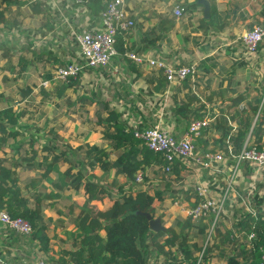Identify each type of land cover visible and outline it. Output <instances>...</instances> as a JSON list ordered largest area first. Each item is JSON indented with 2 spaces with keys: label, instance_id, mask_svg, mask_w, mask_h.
<instances>
[{
  "label": "trees",
  "instance_id": "16d2710c",
  "mask_svg": "<svg viewBox=\"0 0 264 264\" xmlns=\"http://www.w3.org/2000/svg\"><path fill=\"white\" fill-rule=\"evenodd\" d=\"M15 1L18 0H0V24L5 22L11 25L6 11ZM25 2L29 3L34 14H42L46 18L36 32L45 36L48 32L56 33L57 18L64 15L62 10V13L57 10L55 16L50 11L51 5L44 3L42 7L41 2L37 0ZM68 4V13L78 7L90 10L92 16L89 22L94 24L93 17L97 20L101 17L105 0H71ZM178 5L184 6L185 13L192 14L200 4L192 0L179 1ZM211 6L210 17L205 18L202 15L198 22L206 27V31L216 32L221 28V13L215 2L211 3ZM12 18V23H15L14 17ZM159 23L172 25L174 20L160 15ZM66 24L69 26L68 22ZM127 34L128 31L125 30L116 33L117 55L127 61L126 64L132 71L139 74L141 64L126 55L127 51L134 50L126 42ZM163 35L157 26H152L143 32L142 39L155 41ZM261 45L264 47V42L257 50ZM2 48L3 55L12 59L14 54L10 51L11 48L0 40L1 53ZM136 51L141 52L139 49ZM34 52L38 57L44 56V50ZM49 54L52 55L50 57L57 58V55L50 52ZM19 57L24 67L29 60L23 55H18ZM207 58H203L180 82L170 84L163 69L155 67L146 77V82L153 99L156 94L170 93L171 104L166 109L164 107V111L169 110L187 127L194 119L206 116L212 118L209 125L203 128L202 135L197 137L195 149L200 152H222L225 163L222 164L220 172L229 176L247 142L264 148V86L263 92L258 88L259 91L253 96L230 86L226 89L227 93H230L227 98L220 89L209 88V93L203 92L200 90V78L207 75L210 67ZM68 62L63 59L62 64ZM51 75L53 76L50 71L46 74L48 77ZM79 75L70 76L68 81H63L58 87L57 95L62 96ZM34 91L33 84H26L19 90V104L9 101L0 106V151L3 153L0 154V209H6L12 216L28 219L34 229L28 234L29 239L37 240L41 249L48 254L52 245L47 221L53 222L54 219L46 216L45 208L55 206L65 190L73 189L78 192L80 188H84L86 200L81 205L74 201L69 206L71 210L79 208L75 215V228L73 231H67L71 237L69 245H60L55 254H48L50 259L59 264H153L154 258H162V264H211L217 254L224 257L223 264L259 262L264 251V216L258 211H245L243 207L238 206L239 201L236 208L230 203L233 209L222 211L215 222L213 213L195 220L179 214L173 224L164 223L165 227L157 231L151 228L146 213L156 216L154 201L156 198L163 199V191L154 184L150 173L155 172L160 179L169 175L173 176L169 178L179 179L187 167L182 158L176 157L171 171L168 172V160L164 153L151 149L145 139L136 134V131L160 121L162 114H143L139 109L142 107L138 104L136 106L139 107L132 112L139 114L125 118L122 109L125 106L115 108L106 103V107H109L107 113H99L97 123L103 128V137L116 152L115 157L111 156L112 150L109 146L90 142L76 149L56 146L53 142L44 143L40 147L31 143L30 149H23L24 140L14 146L10 143V138L16 141L24 134L20 121L28 114L27 101ZM86 98L81 96L84 101ZM7 146H11L17 155L10 156L6 150ZM77 152H83V159L74 157ZM63 163L67 164L65 169L61 168ZM95 167L101 168L103 174L94 173ZM25 168L35 170L36 174L22 179L19 169ZM254 168L249 160H242L238 167L239 175H252ZM113 170L114 175L109 182L108 175ZM139 170L144 172L141 184H146L141 187H137L140 182L136 180ZM120 174L125 175L134 186L125 189L117 177ZM115 184L118 186L117 192L121 194L114 198L110 206L102 209L92 203L94 199L102 198L106 194L111 195ZM186 193V197L194 196L190 204H195L201 199L195 186L188 188ZM257 195L258 191L253 199ZM227 206L230 208L229 203ZM229 211L236 216L242 213L243 216L231 227H225L226 220L223 218L230 214ZM221 223L225 228L221 227ZM212 224L211 237L205 244ZM250 233H254V236L249 237ZM199 236L204 238V242L199 240ZM247 245L249 249L244 250L243 246ZM244 258L250 261H245Z\"/></svg>",
  "mask_w": 264,
  "mask_h": 264
},
{
  "label": "rangeland",
  "instance_id": "374dc122",
  "mask_svg": "<svg viewBox=\"0 0 264 264\" xmlns=\"http://www.w3.org/2000/svg\"><path fill=\"white\" fill-rule=\"evenodd\" d=\"M16 8L9 19L11 25L5 22L0 24V40H2V44H7L14 54L12 59H8L3 55L4 48H2V53L0 50V106L9 101H15L19 104V90L26 84H33L35 91L27 101L28 114L20 121L24 134L16 141L10 138V143L14 146L24 140L23 149H30L31 143L35 147H40L44 143L50 144L52 142L56 143V146H68L70 149L71 147L76 149L79 145L84 144L82 137L81 139L79 137V134L82 133L79 123L85 124L89 129L97 125L98 114L105 115L107 113L109 107H106V103L115 108L125 106L122 108L125 118L139 114L132 112L139 107L136 106L138 104L142 107V109L139 108L142 113L148 115L157 113L163 115L164 107L166 109L171 104L169 92V94L164 95L156 94L154 99L148 92L146 77L151 74L153 67L145 64L139 65L141 72L138 74L132 71L130 66L126 64L127 61L119 55L113 57L111 64L107 67L87 69L80 73L77 80L66 89L65 93L58 96L57 91L62 80H51L47 87H44L41 81L51 78L52 75L46 76L47 72L50 71L54 75V71L64 65L62 64L63 59L73 61L78 57L76 33L81 31L83 27L72 29L60 17L57 19L56 33L48 32L45 36L36 32L46 19L45 16L42 14L36 16L28 8H25L27 11L22 10L19 6ZM194 12L192 19L188 13L182 17L184 19L180 18L183 32L181 34L182 44L179 49L184 60H180L179 63L196 62L198 65L199 60L195 57L196 48L202 53L213 52L212 56L206 59L210 67L207 75L200 78V90L209 93L207 85L213 86L216 87L213 89L223 91L224 97L227 98L230 95L226 91L228 86L239 91L242 89V85H254L256 63L253 58H250L252 55L247 51L245 52L241 36L231 43H227L224 38H213L211 34L206 33L205 30H200L198 27L199 20L195 15H203L202 7L198 12ZM16 14L20 15L19 20L15 17ZM12 17H14L15 23H12ZM136 24L131 31L140 23ZM34 50L37 53L44 50V56H36ZM49 52L57 55V58L50 57L52 55ZM18 55H23L29 60L24 67V63L20 57L18 58ZM12 65H14L13 68ZM231 73L233 74L231 75ZM204 79H206L207 84L203 81ZM256 88L249 86L247 94L253 96L256 93ZM81 96L87 97L86 100H82ZM161 118L160 122L163 125V117ZM99 127L102 129L101 125ZM52 139L54 140L52 141ZM7 148L11 149L12 147L7 146ZM82 153L77 152L74 157L83 159ZM186 162L188 168L183 170L184 174L180 178L182 179L180 183L189 185L187 188L205 181L209 184L210 195L215 199L227 189L226 186L230 177L226 176L224 172L209 173L206 169H196L191 160ZM242 177L245 176L236 172L233 178V187L238 188L243 194L251 185V180ZM255 184H258L257 180ZM170 191L168 202L156 207V216H162V213H165L164 209L166 210L172 205L175 206L173 202L176 199H179L181 203L185 202L177 189ZM232 191L233 189L230 191V199L235 196L231 194ZM255 198L253 201L256 203L259 198ZM230 199L224 205L225 210L237 207L238 200L232 201ZM228 203L229 206L231 203L233 207L228 208ZM198 238L204 242L202 236Z\"/></svg>",
  "mask_w": 264,
  "mask_h": 264
},
{
  "label": "crops",
  "instance_id": "0c3cea01",
  "mask_svg": "<svg viewBox=\"0 0 264 264\" xmlns=\"http://www.w3.org/2000/svg\"><path fill=\"white\" fill-rule=\"evenodd\" d=\"M27 0H18L15 1L6 11L7 18L13 15V10H16V7H21L22 10H26L28 8L31 13H33L29 3H26ZM41 2L42 7L44 3L51 5V13L56 16V11L58 10L59 13H62L58 6L62 9L64 15L62 18L69 23V26L74 28L80 27H90L99 23L100 18L97 20L95 17L94 24H91L89 20L91 19L92 13L90 10H85L83 7L73 8L74 10L68 13L67 8L70 7L68 2L71 0H37ZM127 7L132 15L136 18V23L138 24L131 32L128 31L126 36V42L128 45H131L132 49H139L141 52L147 53L152 58L157 59H167L168 61L172 62H180V60H184L181 57V50L179 49L182 40L181 34L182 30V18L186 13L180 17H178L175 12L174 8L178 6L179 1H188L191 2L192 0H126ZM211 3L217 5L219 12L221 13V28L220 30L213 32V31H206V27L199 25L198 27L200 30H205L206 33L211 34L213 38L221 37L226 40L227 43L234 42L238 37H240L244 32L248 29H251L255 25H264V0H210ZM223 6V7H222ZM203 10V6L200 4L196 7L194 13L198 12L200 9ZM27 11V10H26ZM142 12V14H140ZM34 14V13H33ZM39 15V14H34ZM71 15V16H70ZM160 15L162 17L171 18L174 20V24L169 23H162L160 24ZM18 14L15 17L19 20ZM202 15H195L198 19ZM71 17V18H70ZM192 17V14L189 16ZM58 19V18H57ZM184 19V18H182ZM192 19V18H191ZM3 24V23H2ZM137 25V24H136ZM157 26L159 30L164 34L159 39L155 41H148L142 39V34L146 31L149 27ZM213 52L211 53H202L199 52L198 48L195 49V57L199 62L206 57L212 56ZM116 57V56H114ZM255 63L256 69V81L254 85H242L241 91H245L247 93V89L249 86H254L256 88V93L258 88H260V92H263L264 86V47L261 45L260 49L256 51L255 54L252 55ZM194 59V60H196ZM193 63V62H192ZM196 63V62H194ZM147 65V64H146ZM118 66V65H117ZM116 66V67H117ZM95 69V68H93ZM207 79V78H206ZM206 79L203 81L206 82ZM207 84V82H206ZM215 88L209 87L207 85V89ZM170 106V105H169ZM163 117V125L167 128L171 133L182 136L186 131L187 125H184L183 121L177 120L176 116L171 113L169 110H165ZM82 133L79 134V137L84 140V144L86 142H90L97 145H107L111 148L108 141L103 137L102 129L99 127V124L93 126L92 128H87L85 124H81ZM76 125V124H75ZM83 145V144H82ZM80 146V145H79ZM8 154L10 156L17 155L14 150L7 148ZM111 156L115 157L116 152L113 151L111 148ZM23 151V149H21ZM0 154H3L0 151ZM83 154V153H82ZM61 165L62 169L67 167V164ZM253 174L256 176L258 184L257 190L258 195L256 198L259 200L255 203L252 199L251 202H240L238 206L243 207L245 211H258L264 216V167L257 170L256 173L255 168L253 169ZM93 172L102 175L103 170L99 167H95ZM19 173L22 179H25L29 176H33L36 174V171L33 169H19ZM211 173V172H209ZM256 173V174H255ZM182 174H184L182 172ZM114 175V170L111 171V174L108 175V180L111 182ZM250 175V174H249ZM249 175L242 174V178H250ZM150 178L154 180V184L158 185L159 188L163 191V199H155L154 206H161L163 203L168 202L169 193L171 189H177L178 193L182 194V197L185 199L183 204L189 205L193 201V197L188 196L186 197L187 193V184L180 183L182 179L178 178H165L160 179L155 172L150 173ZM119 182L124 185V188L127 189L130 186H134V183L129 181L125 175H118ZM173 177V176H171ZM53 185V184H52ZM144 184H138L137 187H141ZM146 185V184H145ZM144 185V186H145ZM55 186V185H53ZM73 189H68L63 192L61 198L57 200L55 206L53 207H46L45 213L47 217H53V222H48L49 230L48 233L51 236V245L52 248L48 254H55V251L60 247V245L68 246L71 240V237L68 236L67 231H73L75 228V215L78 212L79 208L75 207V210H71L69 208L70 204L75 201L76 204L81 205L87 198V194L84 188H80L78 192ZM151 190V189H150ZM118 186L115 184L113 186V190H111V195L106 194L102 196V198H97L92 200V203L95 204L98 208H107L113 203L115 197H118L121 193H118ZM152 191V190H151ZM255 198V199H256ZM159 204V205H158ZM175 206H170L169 208L164 209L165 213H162V218L164 220L163 223L165 225H171L175 222V218L179 214L185 215L182 211L180 205L175 204ZM157 211V209H156ZM173 214V215H172ZM157 215V214H156ZM242 213L238 214V216L232 214L230 212L226 218H223L225 227H231L233 223L238 221ZM221 223V227L224 226ZM249 233V232H248ZM247 236V234H246ZM248 242V239H247ZM245 243V242H244ZM243 249H249V245L243 246ZM47 253H45L40 246V243L37 240L29 239V235L22 234L21 232L15 231L3 225L0 222V264H36V260L41 256L49 257ZM244 257V256H242ZM245 259V258H244ZM245 261H250V259H245ZM162 258H154L153 264H162ZM224 257L219 256L217 254L214 255V258L211 261V264H223Z\"/></svg>",
  "mask_w": 264,
  "mask_h": 264
},
{
  "label": "built area",
  "instance_id": "2783aa9c",
  "mask_svg": "<svg viewBox=\"0 0 264 264\" xmlns=\"http://www.w3.org/2000/svg\"><path fill=\"white\" fill-rule=\"evenodd\" d=\"M77 1L82 2V0ZM58 8L62 10L59 6ZM174 12L178 17L182 16L184 14V6H176ZM135 25L136 18L129 11L126 0H105V7L101 11L99 23L90 27L85 26L81 31L76 33L78 57L58 67L54 71V75L51 78L42 80L41 84L47 87L51 83V80L68 81L70 76L76 77L87 69L109 66L113 57L118 54L116 33L119 30L130 31ZM241 38L246 50L250 54H254L258 46L264 42V25H255L250 30L244 32ZM126 55L138 64H147L150 67L163 69L170 84L180 82L196 68V63L194 62L176 63L167 59H154L147 53L136 50L127 51ZM211 120L212 118L209 116L192 120L182 136L171 133L160 121L136 131V134L143 137L151 149L164 153L168 160L166 166L168 172L171 171L175 158L180 157L185 162L187 160L193 161L196 169H206L214 174L220 172L222 164L225 163L223 153L220 151L200 152L195 149L197 137L202 135L203 128L208 126ZM242 160H249L250 164L255 167L256 173H258L257 170L264 167V148H258L252 145L250 141L246 143L237 158L233 171L228 176L230 177V181L226 186L227 189L219 194L217 199L210 195L209 184L202 181L195 185L198 194L201 196L198 202L192 205H185L179 199H176L174 201L175 204L180 205L185 215L191 217L193 220L213 213L215 215V222L220 213L225 211L224 205L230 199V191L232 189L233 193L231 194L235 196L230 200L251 202L257 193V185L255 184L257 178L254 174L249 175L251 185L243 194L238 188L233 187V178L236 172H238V167ZM186 165V168H188V163ZM143 179L144 172L143 170H139L136 180L142 182ZM0 222L6 227L25 235L32 233L34 230L28 219L22 216H12L6 209H0ZM213 224L210 227L205 244L211 237ZM253 236L254 233L249 234V237ZM36 261V264H59L46 256H41ZM257 264H264V251Z\"/></svg>",
  "mask_w": 264,
  "mask_h": 264
},
{
  "label": "water",
  "instance_id": "95a60500",
  "mask_svg": "<svg viewBox=\"0 0 264 264\" xmlns=\"http://www.w3.org/2000/svg\"><path fill=\"white\" fill-rule=\"evenodd\" d=\"M198 4H201L203 6V16L205 18H209L211 15V2L210 0H196ZM147 217L149 218L150 226L154 230H160L163 229L164 223L162 216H153L151 213H146Z\"/></svg>",
  "mask_w": 264,
  "mask_h": 264
}]
</instances>
